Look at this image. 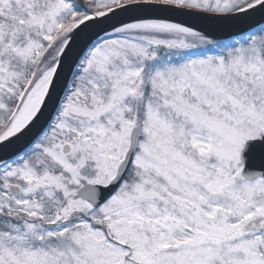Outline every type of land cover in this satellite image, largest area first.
<instances>
[{"label":"snow or ice","instance_id":"1","mask_svg":"<svg viewBox=\"0 0 264 264\" xmlns=\"http://www.w3.org/2000/svg\"><path fill=\"white\" fill-rule=\"evenodd\" d=\"M0 264H264V0H0Z\"/></svg>","mask_w":264,"mask_h":264}]
</instances>
